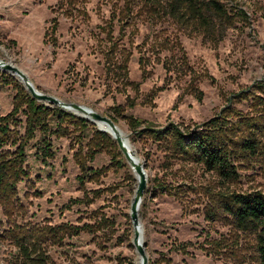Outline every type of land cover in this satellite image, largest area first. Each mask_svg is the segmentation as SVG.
Wrapping results in <instances>:
<instances>
[{"label": "rangeland", "instance_id": "1", "mask_svg": "<svg viewBox=\"0 0 264 264\" xmlns=\"http://www.w3.org/2000/svg\"><path fill=\"white\" fill-rule=\"evenodd\" d=\"M224 2L237 12L242 10L246 17L237 18L213 44L202 36L189 37L167 19L151 24L135 16L122 31L118 20L122 2L78 0L69 6L62 0H0V60L20 68L39 91L105 116H114L112 108L123 105L125 116L159 127L168 122L191 126L216 115L226 117L229 126L238 117L257 115L264 106V0ZM110 25L118 39L117 58L121 60L125 52L131 54L128 81L133 84L107 73ZM52 36L57 38L56 45ZM161 39L171 44L178 40L186 58L175 44L173 51L154 44ZM185 61L190 68L186 74ZM192 87L203 93L201 99L192 93ZM15 95L12 85L0 79V114L12 110ZM233 110L236 112L230 114ZM20 117L24 125L25 117ZM51 123L53 126L54 121ZM117 124L145 164L148 187L161 179L178 185L175 196L144 194L139 216L148 264H258L254 234L235 229L220 199L232 192L264 193V152L253 158L238 157L239 176L233 182L191 163H174L165 171L161 166L164 158L155 146L132 143L125 118H119ZM70 129L65 137L52 136L55 156L48 163L36 154L40 133L29 142L26 164L31 182L25 179L17 185L23 205L17 221L81 225L102 220L99 230L83 232L66 239L61 247H52L49 254L53 260L57 264H70L71 259L81 264H136L130 208L137 181L131 167L123 154L98 153L89 165L102 169L101 175L86 180L85 188L99 192H90L87 203L69 205L71 199L84 195L74 153L86 150L92 127L85 132L72 125ZM20 132H24L23 126ZM247 133L248 129L240 126L233 135ZM0 218L5 220L1 209ZM186 241L192 242L189 254L173 250ZM14 251L0 238V264H11Z\"/></svg>", "mask_w": 264, "mask_h": 264}, {"label": "trees", "instance_id": "2", "mask_svg": "<svg viewBox=\"0 0 264 264\" xmlns=\"http://www.w3.org/2000/svg\"><path fill=\"white\" fill-rule=\"evenodd\" d=\"M66 1L74 6L78 0ZM122 2L118 20L121 29H125L128 19L141 16L151 24L164 20H171L189 37L202 36L213 44L221 40L226 30L234 26L237 18H245L246 13L229 8L224 0H111ZM56 24L53 25L55 33ZM110 47L106 54L107 73L116 77L122 83L133 84L128 81V62L130 52H125L123 58H117L119 52L118 39L113 36L112 26L107 30ZM53 45L57 38L51 37ZM154 44L164 49L181 51L183 59L186 53L182 44L177 40L173 47L166 39L156 40ZM190 70L186 61L183 73ZM0 79L4 84L12 85L16 90L14 106L6 114H0V209L5 217L0 218V238L6 240L15 248L11 255V264H57L49 251L54 246H63L66 239L79 236L83 232L92 233L99 230L100 223L74 224L62 222L49 223H19L17 217L23 212V205L18 197L17 185L27 179L31 182V174L27 161V146L40 133L36 143L37 157L44 163L55 156L52 136L65 137L70 133V125L82 132L92 127V135L85 151L78 149L74 159L80 168L77 176L84 195L81 198L71 199L68 203H87L89 193L97 194L98 190L88 191L85 188L86 180L97 179L102 169L92 168L89 164L98 153L108 152L111 155L121 156L117 141L107 132L95 127L88 119L58 106L33 98L24 84L12 75L0 71ZM243 91L239 95L245 93ZM192 93L199 99L203 93L192 87ZM232 99V98H230ZM230 108V107H228ZM255 116L238 117L235 123L226 125L227 119L216 115L201 123L181 125L168 122L159 127L155 123L133 115L125 116V106L113 107L114 116L111 118L117 123L119 118H125L132 131L131 142H141L144 145L155 146L162 153L164 161L162 167L169 170L174 163H191L200 165L205 171L215 173L226 181H236L239 172L236 160L238 157L259 156L264 152V106ZM232 112V113H231ZM234 114L236 111H231ZM25 117L22 124L21 115ZM226 122H225V121ZM52 121L54 125L52 126ZM24 132H20V127ZM240 126L248 129L247 135L235 137L233 132ZM149 155H146L148 158ZM156 181V182H155ZM153 187H147L145 194L151 193L177 195V186L164 180H154ZM149 188V189H148ZM221 208L230 218L231 223L241 233H252L255 236L256 255L258 264H264V193L232 192L223 195L220 199ZM192 242H180L173 250L181 254H189ZM204 248V247H203ZM208 247L204 249L207 250ZM70 264H81L71 259Z\"/></svg>", "mask_w": 264, "mask_h": 264}, {"label": "water", "instance_id": "3", "mask_svg": "<svg viewBox=\"0 0 264 264\" xmlns=\"http://www.w3.org/2000/svg\"><path fill=\"white\" fill-rule=\"evenodd\" d=\"M0 70H2L3 72L11 73L13 75L17 74L19 77H21L20 80L23 82L25 88L31 93L32 97L37 99L38 101L61 107L65 110L73 112L74 114L78 116L91 120L97 125H98V122L100 121L105 122L106 124H108V126L112 130H116L117 123L111 117L102 115L96 112L95 110H93L92 108L87 107L85 105L75 103V102H65L55 96L39 91L34 86V84L29 79V77L17 66H14L11 63L0 60ZM98 128L104 131L99 126ZM114 137H115L114 139L118 143L121 153L124 155L129 165L130 166L132 165L134 167V170L137 174V177H135L137 179L136 180L137 187H136L134 197L131 203V208H130V217H131V220L133 222V227H134L133 244L136 248L137 254H139L142 257V264H148L149 257L145 249L146 245L144 243L143 225L140 221V216H139L140 206L143 202V197L148 187V179H147V173L145 170V164H143L140 161L139 157H135L133 155L132 150L129 148L128 143H126L124 139L116 135Z\"/></svg>", "mask_w": 264, "mask_h": 264}, {"label": "bare ground", "instance_id": "4", "mask_svg": "<svg viewBox=\"0 0 264 264\" xmlns=\"http://www.w3.org/2000/svg\"><path fill=\"white\" fill-rule=\"evenodd\" d=\"M15 76H17L19 79H21V77H19L17 74H15ZM88 116V115H87ZM98 126L103 129L104 131H106L108 134H110L113 138H115L114 136H120L122 139H124L126 141V143H128V146L129 148L132 150L133 152V155L135 157H137V155L135 154L132 146H131V143L129 141V138L127 137L126 133L124 132V130L118 125L116 124V130H112L108 124H106L105 122H98ZM131 171L132 173L134 174L135 177H137V174L134 170V167L131 165ZM137 180V179H136ZM137 187V186H136ZM136 264H142V257L138 254L137 255V261H136Z\"/></svg>", "mask_w": 264, "mask_h": 264}]
</instances>
